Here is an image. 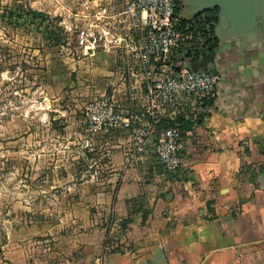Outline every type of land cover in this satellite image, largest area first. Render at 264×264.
Returning a JSON list of instances; mask_svg holds the SVG:
<instances>
[{
    "label": "crops",
    "instance_id": "0c3cea01",
    "mask_svg": "<svg viewBox=\"0 0 264 264\" xmlns=\"http://www.w3.org/2000/svg\"><path fill=\"white\" fill-rule=\"evenodd\" d=\"M183 3V21L204 33L214 24L212 10L195 15L187 6L183 16ZM188 64L212 69L220 80L172 116L181 130L189 125L176 173L163 171L147 150L124 164L130 132L95 133L107 153L98 175L73 188L67 205L91 264H264V170L255 169L264 165V14L257 33L240 36L221 25L217 10ZM120 66L106 82L118 97L128 85ZM245 163L256 170L251 180L238 176Z\"/></svg>",
    "mask_w": 264,
    "mask_h": 264
},
{
    "label": "rangeland",
    "instance_id": "374dc122",
    "mask_svg": "<svg viewBox=\"0 0 264 264\" xmlns=\"http://www.w3.org/2000/svg\"><path fill=\"white\" fill-rule=\"evenodd\" d=\"M126 1L0 0V264H91L67 205L107 153L82 113L120 60L96 14Z\"/></svg>",
    "mask_w": 264,
    "mask_h": 264
},
{
    "label": "built area",
    "instance_id": "2783aa9c",
    "mask_svg": "<svg viewBox=\"0 0 264 264\" xmlns=\"http://www.w3.org/2000/svg\"><path fill=\"white\" fill-rule=\"evenodd\" d=\"M177 8L178 0H127L114 15L105 14L106 8L97 11V18H113L112 30L102 27L100 32L119 55V77L128 85L122 97L99 93L82 111L89 132L132 133L133 147L125 152L124 164L147 150L169 174L179 170L184 148L182 130L172 116L184 102L197 104L220 80L212 69L190 68L205 33L183 21ZM86 35L82 29L78 39L84 41Z\"/></svg>",
    "mask_w": 264,
    "mask_h": 264
},
{
    "label": "water",
    "instance_id": "95a60500",
    "mask_svg": "<svg viewBox=\"0 0 264 264\" xmlns=\"http://www.w3.org/2000/svg\"><path fill=\"white\" fill-rule=\"evenodd\" d=\"M185 4L195 15L216 8L221 25L240 36L257 33L264 14V0H185ZM190 68L200 69L194 65Z\"/></svg>",
    "mask_w": 264,
    "mask_h": 264
},
{
    "label": "trees",
    "instance_id": "16d2710c",
    "mask_svg": "<svg viewBox=\"0 0 264 264\" xmlns=\"http://www.w3.org/2000/svg\"><path fill=\"white\" fill-rule=\"evenodd\" d=\"M179 7L177 8V11H178ZM211 12V15H210V20L209 21H213V23L215 24V22L217 21V9H214ZM31 13L34 15L35 18L39 19V21H43L44 18L46 17L44 13H40V12H36V11H31ZM208 22V21H207ZM214 24L209 26V28L206 30L205 32V35L208 36V32H211L213 27H214ZM209 41V40H207ZM214 42L216 43V39L213 41V44H211V48L215 45ZM184 128H182V133H183V137H184V130L185 129H189V125L187 124H184L183 125ZM247 151V150H245ZM258 151H259V155L261 157H264V142H262L259 147H258ZM253 165L252 164H243L239 171H238V176L239 178H243V177H247V179L251 180L253 178V176L255 175V169H257V171H263L264 170V165L263 164H260L257 168L253 169L252 167Z\"/></svg>",
    "mask_w": 264,
    "mask_h": 264
}]
</instances>
